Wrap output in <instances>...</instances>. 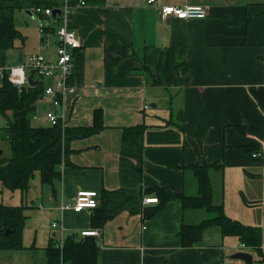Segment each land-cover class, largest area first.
Listing matches in <instances>:
<instances>
[{
  "label": "crops",
  "instance_id": "1",
  "mask_svg": "<svg viewBox=\"0 0 264 264\" xmlns=\"http://www.w3.org/2000/svg\"><path fill=\"white\" fill-rule=\"evenodd\" d=\"M83 1L67 19L81 46L74 55L75 90L64 99L66 126H89L100 109L104 128L70 141L69 165L59 166L52 187L37 183L42 200L37 209L44 215L35 217L28 242L23 231L25 249L0 252V264H46L44 247L51 235L64 239L91 229L90 210L61 212L59 205L72 203L79 190L121 187L122 129L138 124L146 125L142 187H162L172 198L147 217L124 211L107 222L96 239L98 264H246L233 258L238 252L247 253L250 264H264L255 250L222 236L217 227L182 247V222L194 224L209 215L184 210L177 198L197 195L189 166L217 164L208 170L213 203L230 218L258 228L264 254V0ZM163 5H199L207 16L162 20ZM14 24L24 39L6 51L8 66L33 51L53 55L55 38L41 47L30 10L16 11ZM48 108L39 100L40 114ZM47 217L61 230L40 228L38 221Z\"/></svg>",
  "mask_w": 264,
  "mask_h": 264
},
{
  "label": "trees",
  "instance_id": "2",
  "mask_svg": "<svg viewBox=\"0 0 264 264\" xmlns=\"http://www.w3.org/2000/svg\"><path fill=\"white\" fill-rule=\"evenodd\" d=\"M59 0H0V67L7 66L6 51L14 47L16 39L24 37L15 28L14 15L18 10L29 11L32 7L58 8ZM43 94V85L26 86L20 92L7 80V74L0 79V126L2 137L8 142L10 154L3 157L0 151L1 188L26 194L32 181L38 176L41 186H53L60 178L59 166L68 164L67 155L71 140L83 139L103 130L102 111H93L92 123L86 127L44 126L34 124L31 117ZM145 124L122 129L120 148V179L122 185L115 190L101 189L97 206L90 209L89 226L102 229L105 224L120 213H143L146 217L161 210L172 198L162 187H142V152ZM132 160L134 162H132ZM213 165H191L196 180L197 195L179 194L184 210H201L208 215L197 223L182 222L179 230L182 247L188 248L199 242L202 234L211 227H217L224 237H236L246 248H251L264 261L261 251V235L258 228L245 225L230 218L221 205L212 201V188L208 176ZM145 196L157 198L153 207L144 208ZM30 205H5L0 203V252L21 251L23 231L28 220L25 210ZM8 231V235L5 232ZM95 237H80L75 234L63 239L61 247L51 235L44 247L46 264H98L99 247Z\"/></svg>",
  "mask_w": 264,
  "mask_h": 264
},
{
  "label": "built area",
  "instance_id": "3",
  "mask_svg": "<svg viewBox=\"0 0 264 264\" xmlns=\"http://www.w3.org/2000/svg\"><path fill=\"white\" fill-rule=\"evenodd\" d=\"M155 0H148L153 4ZM83 6V0L76 4H71L70 0H61L58 8H42L39 6L32 7L30 11L37 17V31L41 47L48 45L50 36L55 38L54 51L52 56H47L42 51H33L28 53L23 62L16 65L0 67V79L7 74L8 82L13 85L19 92L28 85V76L33 72V80L42 83L43 94L40 100L45 99L49 105L42 114L36 110L31 119L44 126H61L66 127L64 99L69 93H73L75 87L72 83L74 70V55L80 48L81 44L76 32L68 26V16L75 6ZM53 10L58 13L53 14ZM158 14L162 20L174 18L181 21L192 19H203L207 16V10L199 5L196 6H176L163 5L158 8ZM148 108V105H145ZM260 154H255L257 156ZM98 193L91 190H79L76 192L72 203L60 204L59 210H72L80 212L90 210L97 206ZM143 204L157 203V198L146 197L142 200ZM51 228L61 230L57 221L51 223ZM145 228V227H143ZM264 229V224H263ZM81 237L101 236L100 229H87L79 233ZM63 243L62 234L56 239V245L61 247ZM241 247H245L243 244Z\"/></svg>",
  "mask_w": 264,
  "mask_h": 264
},
{
  "label": "rangeland",
  "instance_id": "4",
  "mask_svg": "<svg viewBox=\"0 0 264 264\" xmlns=\"http://www.w3.org/2000/svg\"><path fill=\"white\" fill-rule=\"evenodd\" d=\"M21 15H23V17H24V14L21 13ZM16 22H17V25L21 27L18 15L16 16ZM36 26H37V24H36ZM36 26H35V28H36ZM35 32L37 34L36 29H35ZM15 42L21 44V40L19 38L16 39ZM26 46H27V44H26ZM33 123L39 124L38 122H34V121H33ZM1 124L3 125V120H2V122H0V126H2ZM0 151L2 152L3 157L9 156V154H10L8 142L2 137L1 132H0ZM37 177L38 176L36 175V177L32 181V183H34L33 185H35V186L38 185L37 183H39L38 181L36 182ZM1 189L2 190H0V203H3L5 205H13V206L14 205H20V204L30 205V208H27L25 210V214L28 215V217H30V219L28 220V223L25 225V229H24V241L28 242L30 235H31V231H33L31 225L34 222H36L35 220H37V219H35V217L39 214L44 215L43 212H39V210L37 209V204L42 201L40 195L37 194V191H38L37 186L32 188V190L30 192L23 194V195L19 191L11 192V191L5 190L3 188H1ZM213 215L214 214H210L209 216L211 217ZM49 220H50V218H48V217L46 218V220H39L38 224H40V226H41L40 228L44 227V225H45L46 229H47L48 226L51 225ZM32 235H33V233H32ZM40 239H41V234L38 233L37 242H39Z\"/></svg>",
  "mask_w": 264,
  "mask_h": 264
},
{
  "label": "water",
  "instance_id": "5",
  "mask_svg": "<svg viewBox=\"0 0 264 264\" xmlns=\"http://www.w3.org/2000/svg\"><path fill=\"white\" fill-rule=\"evenodd\" d=\"M58 13L57 10H53V14H56ZM28 80V85L29 86H37L38 85V81L37 80H33V72H31L27 78ZM8 231L5 232V235H8ZM76 236V235H75ZM233 258L234 259H240L242 261H244L246 264H250L251 263V257L247 254V253H244V252H238L236 253L235 255H233Z\"/></svg>",
  "mask_w": 264,
  "mask_h": 264
}]
</instances>
